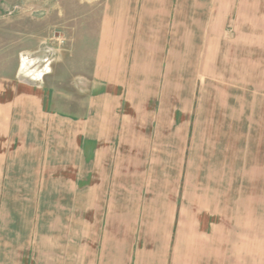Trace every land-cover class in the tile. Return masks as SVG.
<instances>
[{"label":"crops","instance_id":"obj_1","mask_svg":"<svg viewBox=\"0 0 264 264\" xmlns=\"http://www.w3.org/2000/svg\"><path fill=\"white\" fill-rule=\"evenodd\" d=\"M29 1L0 0V264H264V203L189 200L185 175L187 82L264 95V0ZM50 28L92 41L84 94L16 67Z\"/></svg>","mask_w":264,"mask_h":264},{"label":"rangeland","instance_id":"obj_2","mask_svg":"<svg viewBox=\"0 0 264 264\" xmlns=\"http://www.w3.org/2000/svg\"><path fill=\"white\" fill-rule=\"evenodd\" d=\"M82 2H87L93 9L101 5L100 0ZM29 3L35 5L30 6V10L45 12L54 4L58 5V0H30ZM70 3L69 0L60 1L62 13L69 14ZM37 6L40 8H35ZM37 35L40 48L21 55L22 59L16 66L20 74L37 82L42 73L44 78L45 72L49 71L52 75H60V86L64 91L84 94V89L80 91L78 84L85 81L83 72L93 58L92 41H82L80 31L69 34L63 29L58 32L50 28ZM62 58L68 64L63 63ZM194 68L196 66H188L190 76ZM172 71L174 74L185 71V66L173 65ZM187 83L189 95L193 96L192 111L186 115L190 123L185 174L189 186L188 199H204L197 196L204 191L210 192L205 193L210 198L213 195L211 191H219L221 196L230 195L232 198L236 195L238 200L252 201L260 206L264 203V95L256 85H240L233 80H189ZM173 84L179 83L174 80ZM175 101L173 99L174 105ZM65 146L64 150L62 143V184L72 174L68 158L73 150ZM61 197L68 200L67 193L62 192Z\"/></svg>","mask_w":264,"mask_h":264}]
</instances>
